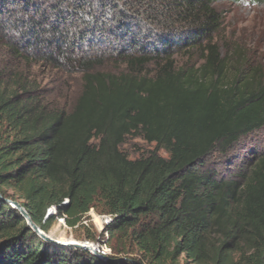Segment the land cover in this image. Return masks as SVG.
Segmentation results:
<instances>
[{
	"label": "trees",
	"instance_id": "1",
	"mask_svg": "<svg viewBox=\"0 0 264 264\" xmlns=\"http://www.w3.org/2000/svg\"><path fill=\"white\" fill-rule=\"evenodd\" d=\"M216 1L127 0V11L146 24L139 27L166 31L151 50L119 45L106 21L82 33L45 24L42 11L27 16L38 58L79 74L80 90L72 103L68 92L51 101L55 94L30 76L0 70V264H264V151L226 175L210 162L264 127V69L248 63L237 43L217 41ZM17 7L39 4L0 0V27L1 15ZM174 30L184 38L174 42ZM106 32L117 44L111 50ZM7 35L0 30L2 46L29 59ZM111 59L121 71L102 69ZM127 136L154 148L129 158L120 148ZM65 198L68 226L90 208L114 216L105 228L107 260L74 246L48 250L5 200L21 202L47 231L53 219L43 221L45 209ZM79 226L87 240L104 236Z\"/></svg>",
	"mask_w": 264,
	"mask_h": 264
},
{
	"label": "rangeland",
	"instance_id": "2",
	"mask_svg": "<svg viewBox=\"0 0 264 264\" xmlns=\"http://www.w3.org/2000/svg\"><path fill=\"white\" fill-rule=\"evenodd\" d=\"M37 2L39 9L36 11L31 9L23 11L21 7H17L20 12L14 11L12 15H1L3 22L0 30L8 32L7 37L13 38L14 42L20 47L24 46L25 51L22 54L29 59L14 57L2 46L4 41H6L4 39V41L0 42V70L5 74L15 72L23 78L30 76L27 79L28 81L31 83L36 82L37 86L48 90L52 95L53 93L55 94L53 98H50L51 101L65 97L68 92L67 99L69 103H72L80 90L79 74H74L70 77L63 75V72L59 69H54L51 66L52 64L38 58V55L43 54L42 48L30 44L31 37H29V32L35 29L30 25L27 16L37 17L42 11L41 13L45 15V19L43 18L45 24L58 21L59 30H62L63 26H65L75 32L82 31V33H89V29H86V27H94L95 25L97 29L102 27L106 21L105 29L108 31H119L117 40L123 41V44L120 43L119 45L127 46V50H130L129 47L135 46H137L136 49L140 46H145L149 50L160 47L161 43L155 46L156 37H161L163 32H166L160 27L142 26L146 25L143 23L144 20L136 19L131 11H127V0H37ZM214 5L221 15V26L219 34L216 36L220 45H222L224 40L237 43L245 50L248 63L252 66L259 64L264 69V1L254 3L251 0H217ZM20 13H23V15ZM60 20L64 22L61 23ZM138 23L142 25L139 27ZM42 25L44 26V24ZM147 28L151 30L148 31L146 30ZM188 28L185 27L184 33ZM171 33L174 42L184 38L180 36L178 30H174ZM88 35L97 39H104L98 34ZM105 37L106 39L102 41L109 43H106L107 49L111 50L110 47L117 45L114 36L109 35V32L105 33ZM132 44L135 46H131ZM221 47L224 50V46ZM176 57L177 60H184L180 58L179 53L176 54ZM194 58H198V56ZM122 67L123 65H119L111 59L102 69L121 71ZM120 148L129 158H137L147 155L154 148V143H147L140 136H127ZM263 151L264 127L241 138L224 157L218 155L211 157L210 162L221 174L226 175L231 168L236 169L241 166V162L247 160L246 158L251 157L253 153ZM159 153L162 156H167L164 150H160ZM94 212L97 213L96 211ZM86 218L88 220V226L86 227L91 233H94L95 238L99 237L100 231L92 221H89L90 216L87 215ZM45 232L57 239L61 236H65V238L71 236V239L67 238V240L86 239L84 236L85 229L79 225L70 229L57 228L56 223L52 221ZM90 241L95 242L96 240ZM45 242H47L46 248L48 250L59 245L50 241ZM90 253L100 257L95 252L90 251ZM106 256H109V254ZM100 258L107 260L106 258ZM182 262L181 257L180 263Z\"/></svg>",
	"mask_w": 264,
	"mask_h": 264
},
{
	"label": "built area",
	"instance_id": "3",
	"mask_svg": "<svg viewBox=\"0 0 264 264\" xmlns=\"http://www.w3.org/2000/svg\"><path fill=\"white\" fill-rule=\"evenodd\" d=\"M68 201L69 200L67 198H65L59 204L49 205L45 210V213L43 216V221H46L47 219L52 217L53 221L57 225V228H60V227L65 228V229L72 228V227L67 226L66 215L61 210V207L68 204ZM8 203L13 208H15V205L11 200H8ZM87 215L90 216L89 221H92L96 225V227L98 228L100 233H104V236L95 242L84 239V240H79L78 243H81L84 246V248H85V246L90 245L93 249H95V251H97V253L100 255V257L106 258V255L110 254L111 251H110L109 245L107 244L108 233L105 230V228L107 225H109L110 223L113 222L114 216L110 215V214H98V213H95L92 208H90V210L85 214V216L82 218V220L79 221L73 227L78 226L80 224L88 226V220L86 218ZM68 238H71V236H68ZM85 249H87V248H85ZM87 250H89V249H87ZM89 252H90V250H89Z\"/></svg>",
	"mask_w": 264,
	"mask_h": 264
},
{
	"label": "water",
	"instance_id": "4",
	"mask_svg": "<svg viewBox=\"0 0 264 264\" xmlns=\"http://www.w3.org/2000/svg\"><path fill=\"white\" fill-rule=\"evenodd\" d=\"M7 201V199H5ZM14 205H15V208L18 209V211L22 214V216L25 218L26 222H27V225L35 232L37 233L43 240L45 241H50V242H53V243H57V244H68V242H65V241H59V240H56L52 237H50L49 235H46L42 230L41 228L31 219V216L29 214V212L27 211V209L23 206L22 203L20 202H13ZM71 242V241H70ZM70 244H74V246L76 247H80V248H83L84 246L81 244V243H78V242H71ZM85 248L89 249L90 251L92 252H95L97 253V251H95V249H93L90 245L88 246H85ZM98 254V253H97ZM99 255V254H98ZM100 256V255H99ZM109 256H106V259H108ZM105 259V258H104Z\"/></svg>",
	"mask_w": 264,
	"mask_h": 264
},
{
	"label": "clouds",
	"instance_id": "5",
	"mask_svg": "<svg viewBox=\"0 0 264 264\" xmlns=\"http://www.w3.org/2000/svg\"><path fill=\"white\" fill-rule=\"evenodd\" d=\"M68 199V198H67ZM9 200H11V199H9ZM64 200V199H63ZM62 200V201H63ZM12 202H15L14 200H11ZM17 202H19V201H17ZM7 203H8V199H7ZM21 203V202H20ZM17 209V208H16ZM93 209V208H92ZM46 210V209H45ZM90 210V209H89ZM94 210V209H93ZM95 211V210H94ZM68 226V225H67ZM69 227H71V226H69ZM41 228V227H40ZM41 230H42V228H41ZM46 235H49V233H46L44 230H42ZM50 236V235H49ZM51 237V236H50ZM53 238V237H52ZM68 238V237H67ZM71 239V238H70ZM84 240V239H83ZM87 240V239H86ZM78 242L79 240H68V241H66V242H68V244H59V245H62V246H74V244L73 245H71L70 243L71 242ZM74 247H76V246H74ZM77 248H80V247H77ZM84 248V247H83ZM85 249V248H84ZM111 251V250H110ZM110 255V254H109Z\"/></svg>",
	"mask_w": 264,
	"mask_h": 264
},
{
	"label": "bare ground",
	"instance_id": "6",
	"mask_svg": "<svg viewBox=\"0 0 264 264\" xmlns=\"http://www.w3.org/2000/svg\"><path fill=\"white\" fill-rule=\"evenodd\" d=\"M51 237H52V236H51ZM53 238L56 239V240H59V239H60V238L57 239V238H55V237H53ZM59 241H65V242H66V241H68V240H61V239H60Z\"/></svg>",
	"mask_w": 264,
	"mask_h": 264
}]
</instances>
